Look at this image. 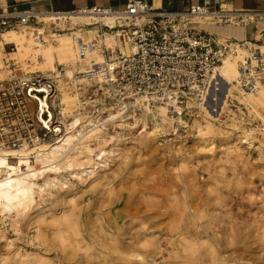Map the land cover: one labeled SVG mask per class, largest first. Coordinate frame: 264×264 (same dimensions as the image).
I'll use <instances>...</instances> for the list:
<instances>
[{
    "label": "rangeland",
    "instance_id": "obj_1",
    "mask_svg": "<svg viewBox=\"0 0 264 264\" xmlns=\"http://www.w3.org/2000/svg\"><path fill=\"white\" fill-rule=\"evenodd\" d=\"M76 22L83 23L71 19V24ZM10 47L4 45L1 67L3 58L25 70L40 66L35 61L40 46L33 44L28 55L5 54ZM67 55L70 61L62 63L67 71L81 68L78 56ZM5 69L0 68V78L6 76ZM220 84L213 93L223 102L213 99L211 107L219 114L231 100L245 112H227L224 124L199 110L178 115L182 123L143 115L145 126L156 127L150 136L140 118L135 119L142 114L126 115L130 127L125 129L111 120L105 124L107 132L119 138L106 144L108 155L93 176L79 178L63 170L59 180L66 186L58 184L35 195L29 210L18 219L13 214L18 223L0 213V264H264V156L259 155L264 151V113L258 112L264 110V89L244 94L233 82ZM63 91L72 93V85L63 84L57 95V110L65 113H58L59 121L86 117L76 99L74 106H60ZM160 115L165 116L163 109ZM86 121L84 128L90 130ZM201 130L219 133L209 135L212 145L204 150ZM226 137L244 138L249 144L239 142L238 154L229 153ZM98 154L93 155L96 162ZM31 164L40 166L36 160ZM180 207L197 215V235L186 233L183 244ZM74 223L90 236L89 246L72 228Z\"/></svg>",
    "mask_w": 264,
    "mask_h": 264
},
{
    "label": "built area",
    "instance_id": "obj_2",
    "mask_svg": "<svg viewBox=\"0 0 264 264\" xmlns=\"http://www.w3.org/2000/svg\"><path fill=\"white\" fill-rule=\"evenodd\" d=\"M75 15H87L91 21L71 24ZM105 17L113 23L104 22ZM201 24L252 26L257 37L234 40L202 29ZM21 27L28 28L35 46L49 39L55 42V35H69L81 68L68 77L64 64L45 73L17 68L12 59H3L7 74L0 78V152L12 163L11 152L28 153L32 161L38 145L59 134L54 98L60 79L70 81L78 108L99 125L110 122L112 110L134 118L144 112L152 115L157 105H164L172 121L183 112H203L217 68L227 57L237 58L234 83L240 92L256 94L264 88V10L231 9L220 0L180 9L125 0L122 7L92 5L44 16L12 4L0 7V35ZM83 28L93 31L90 39L81 36ZM107 34L116 43L107 45ZM10 44L12 51L15 46Z\"/></svg>",
    "mask_w": 264,
    "mask_h": 264
},
{
    "label": "bare ground",
    "instance_id": "obj_3",
    "mask_svg": "<svg viewBox=\"0 0 264 264\" xmlns=\"http://www.w3.org/2000/svg\"><path fill=\"white\" fill-rule=\"evenodd\" d=\"M42 19L47 21L46 19L49 18L43 17ZM71 19L72 21L74 20L82 21L83 23L91 21V17L87 15H75L72 16ZM103 21L109 24L113 23V19L109 17L103 18ZM21 28L22 29L20 30H7L1 33L0 57H2L4 53L3 51L4 44L7 43L8 44L12 43L15 46L14 50L5 53L8 55H24V54L28 55L31 51H33L32 40L31 38H29L30 36H28L26 32L25 29L26 27H21ZM54 38H55L54 45L52 46L48 45L49 43L53 44V42L50 41L49 39L47 44H40L36 47V48H38L39 46L41 47V50L39 49V51L37 52L36 55L37 57L35 56V61L38 59L37 63L40 66L32 67V65L31 66L29 65L30 70H34L36 68V70H40L47 73L51 70H55L56 64L68 63V61L70 60H69V55L67 54H70L72 57L77 56L74 47L71 43V39L69 35L67 34L55 35ZM104 42L107 45H113L114 43H116L114 38L111 36V34H107L105 36ZM98 45L97 47L100 48V46ZM95 58L99 60V58L101 57L98 54L95 56ZM57 59H59V61H57ZM236 59H237L236 57H227L223 60L222 64L217 68V73L215 76L216 82H211V87L208 92L209 97L207 98V105L203 106L204 112L207 113L209 118H212L213 120H220V122L223 124L225 123L224 120H226L227 112L228 114H230V111H236V113L234 114L236 116L237 114L245 113L243 111L244 107H242L241 109L231 100L229 101V103L227 102L228 105L227 110L221 111L219 114L217 113V111H215L214 107H211L212 103L215 102L213 101V99L214 100L216 99L217 103L222 104L223 102V100L219 98L216 93H213V91L217 92L219 89L222 88L221 87L222 85L220 83L223 80H225V82L234 83V81L236 80L238 76V72H236L238 71L236 65ZM70 71L73 72V70L71 69H68L67 71L65 67L66 76L68 77L70 76L68 74L71 73ZM63 84L68 86L70 84V81L63 79L59 80V85H58L60 90L59 95H61V87ZM261 89L264 88L261 87L259 91ZM64 93L62 94L63 99L60 103V106H63L66 102H70V104L74 106L75 99L77 100V94L75 92L69 94L66 92ZM210 94L213 95L215 98L211 99ZM244 94H249V93H244ZM54 105L55 106L59 105V102H57L56 97L54 98ZM162 109L165 111L164 117L160 115V111H162ZM240 109L242 110V112H240ZM80 111L83 112L82 110ZM166 111H167L166 106L157 105V108L153 111V114L149 117L153 116L152 118H155V120H158L157 117H160L161 119L160 121H167L168 116ZM177 111L179 112V110ZM59 114L62 116L65 115V113L62 112V109L61 111L59 110ZM126 115H129V113L120 114L118 111L112 110L109 111L108 120H111L114 123L116 122L119 127H124L125 129L126 127H130ZM143 115H147V114L144 112L140 117V120L142 121V129L144 130V127H147L146 130H144V132H147L148 136L154 135V132L156 131V127L148 128V126L150 125L145 126L146 123L144 121ZM86 117H87V121L85 124L87 128H89L90 130L84 128L83 123ZM86 117H84V114L75 115L73 117V120L69 123H65L63 120H60L59 122L61 126L56 128V131L59 134L54 138L55 139L54 142L51 143L41 142L38 145V147L34 150L33 161L29 160L28 153L11 152L12 156L15 158V162L13 164L8 160L7 153L0 152V213H3L5 218L13 222H16L17 221L16 219H12L13 214L16 213L18 219L22 213H25L27 210H29L31 205L35 201V195L42 196L43 193H45L48 189L52 187H56L58 184H60L62 187H65L67 183L65 184L64 182H61L59 180V175L61 171L63 170L68 171L70 175L81 178L82 174L87 176H93L95 174V170L99 166H102V164L104 163L103 161L105 155L106 154L108 155V150H105L104 147L106 146L107 143L112 142L115 139H118L119 135L118 133H116L117 134L116 136L111 135L109 132H107V128L104 125L93 123L87 115ZM175 121H177L178 123H182V119L179 116L175 118ZM82 128L83 130H81ZM213 129H215V127H213ZM217 133L218 131H213L210 133L209 131L201 130L199 140L202 142L203 150L207 149L209 146L212 145V141L209 140V135H215ZM148 136L144 138L146 141L149 140ZM224 140L226 145H231L230 148L228 149L230 151L229 153L237 152L238 154L240 148L239 142H241L242 145L249 144V142L246 141L244 138L240 140L239 138H234L230 140L229 137H226ZM97 150L100 152V154L97 155L98 157L97 159H99L100 162H96L93 159V155ZM109 152H111V150ZM259 155L264 156V151H260ZM234 156L236 157V155ZM238 156L239 155H237V157ZM35 160L37 165H40L39 167L38 166L36 167L31 164ZM182 208L181 207L180 209L178 208L179 209L178 212H181L180 216H181L182 224L184 225V230L181 231V233L179 234V236L182 237V244H183L184 243L183 241L188 240L187 238H185L186 233L189 235H197L196 227L193 226L194 225L193 219L197 217V215L196 214L191 215L186 212H182L185 210L183 208L184 210L180 211ZM190 227H193L195 229L192 231L190 230ZM72 228H74L77 235L82 236L83 240L86 241V245L89 246L88 241L91 238L90 236L84 234L85 230L83 231V229L79 227V224L77 223H74ZM59 237H62V235Z\"/></svg>",
    "mask_w": 264,
    "mask_h": 264
},
{
    "label": "crops",
    "instance_id": "obj_4",
    "mask_svg": "<svg viewBox=\"0 0 264 264\" xmlns=\"http://www.w3.org/2000/svg\"><path fill=\"white\" fill-rule=\"evenodd\" d=\"M211 2L213 0H210ZM125 0H0V7L12 4L19 9H31L41 16L53 11H68L76 8L92 5L122 7ZM148 4L154 7H164L169 9L186 8L190 4H202L205 0H147ZM227 8L245 10H264V0H220ZM49 29V25H45ZM202 29L218 34L227 35L234 40H254L257 37L252 26H216L201 24ZM91 29L83 28L81 36L85 39L91 37ZM14 54V53H13Z\"/></svg>",
    "mask_w": 264,
    "mask_h": 264
}]
</instances>
